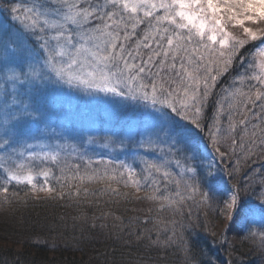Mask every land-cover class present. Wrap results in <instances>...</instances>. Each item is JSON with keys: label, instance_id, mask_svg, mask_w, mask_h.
Here are the masks:
<instances>
[{"label": "snow or ice", "instance_id": "obj_1", "mask_svg": "<svg viewBox=\"0 0 264 264\" xmlns=\"http://www.w3.org/2000/svg\"><path fill=\"white\" fill-rule=\"evenodd\" d=\"M242 161L264 174V0L0 2V202L109 207L93 220L186 255L177 217L222 205V235L264 248ZM144 201L156 215L111 210Z\"/></svg>", "mask_w": 264, "mask_h": 264}, {"label": "trees", "instance_id": "obj_2", "mask_svg": "<svg viewBox=\"0 0 264 264\" xmlns=\"http://www.w3.org/2000/svg\"><path fill=\"white\" fill-rule=\"evenodd\" d=\"M240 167V183L254 179L249 190L258 192L264 174L249 177L248 172L253 167L260 168V162L245 165L242 161ZM12 191L23 195L21 188H10ZM151 206L147 201L121 202L112 205L111 210L123 216L127 223L130 217L156 215L155 211H148ZM189 208L190 219L187 217ZM221 208L222 205L216 204L207 208L192 201L185 206V216L177 219L183 220L184 239L192 248V253L186 255L178 242L169 246L152 244L147 234L137 240L135 235L119 233L112 226L111 218L93 220L101 212L109 211V207L93 206L81 211L68 200L0 202V264H187L189 255L194 256L192 264H264V248L259 246V241L253 242L244 234L242 243L234 245L216 234L217 223L222 219ZM161 215L168 217L170 213ZM101 224L108 227L101 228ZM151 226L149 223L142 227ZM156 239L153 234L151 240ZM159 239L163 241L164 235ZM4 242L13 245H3Z\"/></svg>", "mask_w": 264, "mask_h": 264}, {"label": "rangeland", "instance_id": "obj_3", "mask_svg": "<svg viewBox=\"0 0 264 264\" xmlns=\"http://www.w3.org/2000/svg\"><path fill=\"white\" fill-rule=\"evenodd\" d=\"M211 151H212L211 150V147H209L208 148V152H211ZM210 162H213V157L212 156H208V159L205 161V163H210ZM214 163L218 167H223L224 166V165H222L220 163L219 157H216ZM224 179H225V182L228 181V177L227 176H225ZM221 215H222V219L217 223V227H216V230H215L216 234L219 237H222L224 239V241H229L231 244H234V245L241 244L242 241H243L244 234H237L235 231H232V232H228L226 237L224 235H222V233H223V226H224L225 221H224V217H223V214L222 213H221ZM238 226L239 225H237V227ZM3 245L12 246L13 243L4 242ZM16 247L17 248H21L20 245H16Z\"/></svg>", "mask_w": 264, "mask_h": 264}]
</instances>
